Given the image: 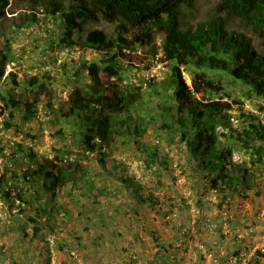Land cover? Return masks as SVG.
I'll list each match as a JSON object with an SVG mask.
<instances>
[{
  "label": "rangeland",
  "instance_id": "rangeland-1",
  "mask_svg": "<svg viewBox=\"0 0 264 264\" xmlns=\"http://www.w3.org/2000/svg\"><path fill=\"white\" fill-rule=\"evenodd\" d=\"M52 1L71 5L69 0L45 3ZM218 2L194 0L193 8L182 4L179 28L195 29L213 16ZM116 26L100 19L85 24L83 31L99 29L113 41ZM227 29L244 32L251 48L264 56L261 40L237 20ZM79 33L74 30L69 37L61 16L52 17L45 4L33 0H9L0 17V54L10 55L0 95L17 104L12 117L0 101L5 109L0 115V180L7 176L9 193L7 198L0 191V264H132V255L151 264H171V256L178 264H240L243 256L248 264H264V158L258 162L252 153L264 142L257 138L251 142L254 148L246 149L235 138L218 136L216 150L231 147L236 160L226 168L232 181L213 185L218 172L203 168L201 157L181 141L179 124L164 126L160 113L166 101L173 104L171 90L164 89L171 67L162 61L165 36L156 32L151 44L118 55L120 76L100 72L105 96L112 97L117 88L141 97L128 121L124 112L107 108L113 122L125 124L116 125L120 134L110 145L87 151L83 115L70 109L75 91L97 88L86 67L102 64L104 55L83 48ZM68 39L74 48L66 46ZM184 75L202 102L243 101V111H230L228 132L235 137L248 128L249 114L264 126V98L249 86L225 72L205 73L214 86L220 83L223 90L217 93L200 86V71L187 68ZM137 124L145 131L141 136L133 130ZM216 129L220 133L223 128ZM56 167H63L67 182L52 184ZM183 230L185 238L207 248L211 261L197 247L192 260L187 244L174 247Z\"/></svg>",
  "mask_w": 264,
  "mask_h": 264
},
{
  "label": "trees",
  "instance_id": "trees-1",
  "mask_svg": "<svg viewBox=\"0 0 264 264\" xmlns=\"http://www.w3.org/2000/svg\"><path fill=\"white\" fill-rule=\"evenodd\" d=\"M47 1L33 0L35 3L45 4L46 12L52 17L61 16L69 37L74 30H78L80 32L78 38L83 48L96 50L104 55L102 64L92 63L86 67L91 79L97 81V88H91V93L75 91L73 97L75 107L70 109V112L83 115L80 124L86 130L84 146L87 151L95 152L98 148L102 149V146L110 145L114 135L120 134L117 126L131 120V113L137 110V102L141 97L138 93H120L117 88H114L112 97L105 96L104 89L99 86L100 72L104 71L110 77L120 76L118 55L124 50H132L136 45L151 44L156 32H162L165 36L161 48L162 61L171 67V74L164 89L171 90L168 98L173 104L167 106L166 101L165 108L160 113L164 126L179 124L181 141L187 143L194 156L201 157L203 168L218 172V176L213 179V185L218 186L219 181L225 182L227 179L231 182L226 168L228 165L235 166L232 163L234 152L231 147L222 151L216 150L218 136L235 138L246 149L254 148L251 142L257 138L264 142V126L258 124L260 121L252 114L248 116L247 129L237 133L236 137L228 132L232 124L230 111L235 108L243 111V101L217 99L202 102L195 97V91L187 83L184 75L187 68L194 72L200 71L203 80L199 82L200 86L219 93L223 90L220 83L214 86L206 80L205 73L225 72L264 98V56L251 48L250 39L244 32L227 29L229 22L237 20L241 26L261 40L264 52V0H219L213 16L199 23L195 29H180L178 24L181 5L193 8L194 0H69L70 6L55 1L48 6L45 3ZM8 5L9 0H0V17L6 14ZM32 18L35 21L34 15ZM100 19L117 24L116 37L113 41H110L102 30L83 31L85 24ZM127 34L131 38L126 37ZM61 40L64 44L66 38L62 37ZM65 44L71 48L76 46L70 39ZM9 59V53L0 54V80L5 75ZM194 84L197 89L196 79ZM86 96H90L88 100ZM0 101L2 106L10 109V116L13 117V109L17 107L15 101L5 95H0ZM107 108L124 112L125 121L113 122L106 113ZM0 109L1 115L5 109L1 107ZM218 125L223 128L220 133L216 129ZM133 130L140 136L145 132L144 129L140 130L139 124ZM97 139L100 143H97ZM263 152L264 146L252 149L258 162H262ZM155 154V151L151 153V157ZM237 166L240 167L239 164ZM41 169L42 166L40 171ZM54 177L53 185L68 181L67 174L64 176L63 167H56ZM5 184L7 176L4 174L0 180V191L9 198V193L5 192ZM35 231L37 233L38 229Z\"/></svg>",
  "mask_w": 264,
  "mask_h": 264
},
{
  "label": "built area",
  "instance_id": "built-area-1",
  "mask_svg": "<svg viewBox=\"0 0 264 264\" xmlns=\"http://www.w3.org/2000/svg\"><path fill=\"white\" fill-rule=\"evenodd\" d=\"M233 158H234V160H236V156H233ZM185 235H186V230H183L181 237L175 242L174 247L180 249L184 246V244H187V247H188V254L187 255H188V259H190V260H192V258H193L192 248L197 247L199 249V251L201 252V254H203L204 258L207 259V261H211L213 255L211 253H208L207 248L203 244L195 243L193 240L185 238ZM51 242L53 244V240ZM241 256H243V255H241ZM130 260H131L132 264H151L148 259L140 258L137 255H132L130 257ZM239 261H240V264H248L249 259L247 257L243 256V258H240ZM233 262L237 263L238 260L234 259ZM214 263H216V262L214 261ZM184 264H190V263H184Z\"/></svg>",
  "mask_w": 264,
  "mask_h": 264
},
{
  "label": "crops",
  "instance_id": "crops-1",
  "mask_svg": "<svg viewBox=\"0 0 264 264\" xmlns=\"http://www.w3.org/2000/svg\"><path fill=\"white\" fill-rule=\"evenodd\" d=\"M167 258V257H166ZM164 259V258H163ZM168 260V259H167ZM167 260L166 259H164V261H166L167 262ZM170 260H171V264H178L177 262H178V260H176V257L175 256H171L170 257Z\"/></svg>",
  "mask_w": 264,
  "mask_h": 264
}]
</instances>
